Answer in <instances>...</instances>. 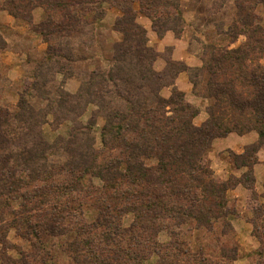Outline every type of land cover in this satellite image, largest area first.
<instances>
[{
  "label": "trees",
  "instance_id": "obj_1",
  "mask_svg": "<svg viewBox=\"0 0 264 264\" xmlns=\"http://www.w3.org/2000/svg\"><path fill=\"white\" fill-rule=\"evenodd\" d=\"M104 3L122 11L115 29L123 38L104 67L78 71L77 64L89 58L84 51L95 41ZM136 3L159 36L184 32L181 0H0V9L29 22L48 44L17 105H0V243L7 244L11 229L31 241L30 250L11 262L3 250L0 264H57L43 239L70 231L75 235L66 250L75 264H144L150 255L158 256L157 264L236 260V246L223 238L231 226L227 192L238 185L250 193V221L260 242L256 264H264V192L256 191L254 175L264 149V0H222L219 9L228 5L233 13L216 24L212 41L202 43V64L167 60L165 71L154 68L158 53L136 22ZM37 7L46 17L34 23ZM240 34L247 41L238 47L224 43ZM5 47L0 34V50ZM180 72L189 74L193 93L208 100L200 125L194 123L199 108L174 84ZM58 75L79 78L78 91L46 88ZM167 86H172L170 97L161 94ZM90 105L96 107L94 117L83 124L80 117ZM100 116L98 147L91 128ZM66 120L72 122L67 136L44 138L42 125ZM252 130L256 142L244 153H232L234 166L248 170L217 178L207 157L214 139ZM87 196H94L91 206L98 210L92 220L84 218ZM16 201L18 207L12 205ZM127 213L134 217L124 225ZM183 225L210 234L219 225L218 256L209 243L190 249L179 239L181 230L173 229ZM163 229L171 236L167 243L156 239Z\"/></svg>",
  "mask_w": 264,
  "mask_h": 264
},
{
  "label": "rangeland",
  "instance_id": "obj_2",
  "mask_svg": "<svg viewBox=\"0 0 264 264\" xmlns=\"http://www.w3.org/2000/svg\"><path fill=\"white\" fill-rule=\"evenodd\" d=\"M221 2L222 0H181L187 25L180 37L171 30L167 31L164 36H159L153 29L151 19L141 10L140 5L138 3L133 5L136 11V22L146 29L148 44L158 53L154 62V68L157 71L166 70L169 65L167 60L184 62L190 66L202 64V43L212 41L216 36V24L233 13L231 6L228 5L227 8L219 9L218 4ZM102 8L104 10L103 17L94 25L95 41L84 51V56L89 58L77 64L76 70L78 71L84 72L85 69L104 67L111 59L114 45L123 38V34L115 29L116 20L122 16V11L109 3H104ZM32 15L34 23H38L46 17V13L40 7L35 8ZM260 16L264 23V13L260 12ZM10 19L14 21L11 22ZM168 33L172 35L171 38L164 39ZM0 34L6 41V47L0 50V105L13 108L17 105L20 94L25 93L28 84L34 81L33 72L45 56L48 44L32 30V25L29 22L19 21L5 9H0ZM246 41L247 36L240 34L234 41L225 40L224 43L230 48H235ZM174 84L186 93V98L190 103L199 108L200 113L194 118V123L200 125L207 117L208 100H204L193 93V86L187 72H180L175 78ZM61 85L67 92L76 93L81 85V80L75 75L71 77L58 75L46 88L52 89L61 87ZM171 92L172 86L161 89V94L164 97H170ZM37 95H40V91H37ZM37 100V103L43 107L47 103L44 98H37ZM95 110L96 107L90 105L80 117V121L83 124L90 123ZM51 119L52 116H50V122ZM103 123L104 118L100 116L97 123L91 128V133L95 136L98 147L102 145L100 131ZM71 128L72 122L66 120L60 124L45 123L42 125L41 131L44 138L52 142L58 136H67ZM257 138V132L252 130L244 134L231 132L214 139L207 157L215 176L220 179H228L231 174L241 176L244 171L248 170L247 167L238 169L234 166L232 153H244L246 147L256 142ZM258 156L260 161L254 165L255 187L258 194H262L264 192V149L259 150ZM94 183L95 186L100 185L98 179H95ZM249 195V190L243 185H238L227 192V205L231 210L227 219L231 222V226L229 227V234L223 238V242L227 245L236 246V260L219 259L217 263L216 257L219 252L217 240L220 238L219 225H216L217 228L213 234L203 228L201 230L189 229L188 225H183L181 228L175 226L173 229L181 230L178 235L179 239L186 241L187 246L194 251H198L201 246H206L205 244L209 243L212 251L217 253L216 260L212 259L215 260L213 264H256L257 255L255 252L260 248V242L253 235V224L250 221L252 213L249 210L252 209V204L249 203ZM85 199L88 201V206L84 204L86 207L84 218L85 220H92L98 215L95 205L91 206V202L95 204V198L94 196H87ZM261 201L263 203L264 198H261ZM12 205L18 207V201L13 202ZM3 209L5 212L9 211V208ZM133 217L132 213H127L123 222L124 225L131 224ZM9 218L7 215V219ZM72 227L74 228L73 225ZM74 235L75 233L70 231L60 237L51 235L44 237V246L55 255L57 264H75L66 250L67 242L72 240ZM156 239L159 243H167L171 236L167 230L163 229L158 233ZM7 241V244L4 243L5 246L0 243V253L6 250L10 262L11 258L18 259L21 257V251L30 250L31 241L21 237L15 229L8 232ZM157 261L158 256L150 255L144 264H157Z\"/></svg>",
  "mask_w": 264,
  "mask_h": 264
},
{
  "label": "crops",
  "instance_id": "obj_3",
  "mask_svg": "<svg viewBox=\"0 0 264 264\" xmlns=\"http://www.w3.org/2000/svg\"><path fill=\"white\" fill-rule=\"evenodd\" d=\"M7 19L9 20L8 17H7ZM10 21L13 22L14 20H13V19H10ZM171 36H172V35L168 33V34L164 37V39H166V38L169 39V38H171Z\"/></svg>",
  "mask_w": 264,
  "mask_h": 264
}]
</instances>
